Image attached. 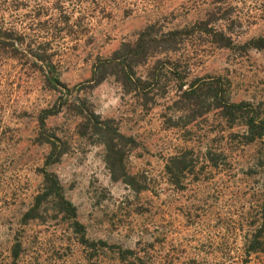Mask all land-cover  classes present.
Here are the masks:
<instances>
[{
	"label": "rangeland",
	"instance_id": "rangeland-1",
	"mask_svg": "<svg viewBox=\"0 0 264 264\" xmlns=\"http://www.w3.org/2000/svg\"><path fill=\"white\" fill-rule=\"evenodd\" d=\"M175 29L167 55L179 68L160 65L146 105L124 94L109 59L139 39L164 59ZM0 30V264H127L118 250L155 264H241L262 145L204 112L207 99L178 98L174 75L183 89L220 77L230 101L264 116V46L252 44L264 37V0H0ZM213 30L228 39L213 42ZM51 73L62 86L51 87ZM45 172L75 217L48 197L37 203ZM249 258L264 264V252Z\"/></svg>",
	"mask_w": 264,
	"mask_h": 264
},
{
	"label": "trees",
	"instance_id": "trees-1",
	"mask_svg": "<svg viewBox=\"0 0 264 264\" xmlns=\"http://www.w3.org/2000/svg\"><path fill=\"white\" fill-rule=\"evenodd\" d=\"M57 1V0H56ZM93 1V0H91ZM182 29H175L173 31L165 34V39L162 41L166 42V44L174 42L176 43V38L181 34ZM189 33V32H186ZM0 30V36L1 35ZM4 34V33H3ZM213 42H219L221 39H228L224 36L221 31H212ZM215 40V41H214ZM180 41H178L179 43ZM227 43H218L219 46H226ZM253 46L255 48H261L264 46V37L258 38L257 40H253ZM170 44L166 45L160 52H164L166 58L164 59H153L155 55L147 52V46L144 45L142 39H139L137 42L130 45V49L126 55H121L120 57H111L107 63H116L120 65V69L118 71L117 80L121 85V88L124 94L132 95L138 100H142L143 104L146 105L147 101L151 100L154 93L152 91L159 87L160 82V74L159 68L160 65L169 64V69L175 71L179 67H177L174 62L177 60H170V56L167 55L173 52V49L169 47ZM171 46V45H170ZM140 59L142 63H133V60ZM168 57V58H167ZM139 66H147L146 71L143 74L138 73L137 68ZM172 65V66H171ZM168 69V70H169ZM48 80L50 82L51 87L59 88L62 86L61 81L58 77L52 75L48 76ZM174 86L176 91L179 92L178 98L189 100L192 103L199 105L202 100H208L209 104L205 107L204 112H209L210 110L216 109L219 111L221 118L228 124L233 125L237 122L240 125L244 126V131L240 135L241 139L245 144L258 142L262 145V153L264 157V116L261 115V112L257 111L256 108L253 107L252 103L249 102H232L227 98L225 94V89H223V83L220 77L217 78H202L199 81H191L184 89L185 86L184 75L180 73H176L174 75ZM153 99V98H152ZM95 126L98 127L102 132L110 135L111 130L110 127L103 124L102 120H98L96 118ZM113 139V138H110ZM107 140L106 147L109 151H113L117 144L113 143V140ZM118 154V153H117ZM52 154L48 157L51 158ZM121 160V158H120ZM112 165V163H111ZM112 168V167H111ZM61 188L59 186V182L53 178V176L45 172L43 174V187L42 193L37 196V203L41 198H49V202L53 204V210L56 211L57 214H71L73 217L76 216L75 209L71 205V203L65 199L61 194ZM257 210L255 213V226L253 229V234H251V238L247 240L245 243V258L241 260V264H249L251 253L264 252V183L263 189L260 193V199L257 201ZM20 248V244H16L13 250V256H18V250ZM119 259L127 264H155L152 263V260L147 257L139 256L131 251H120ZM127 253H132L131 255H126ZM126 256H128V260H126ZM196 261H191L189 264H197ZM158 264H169L167 262H158Z\"/></svg>",
	"mask_w": 264,
	"mask_h": 264
}]
</instances>
